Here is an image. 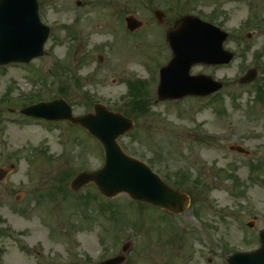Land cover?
<instances>
[{"label":"rangeland","instance_id":"obj_1","mask_svg":"<svg viewBox=\"0 0 264 264\" xmlns=\"http://www.w3.org/2000/svg\"><path fill=\"white\" fill-rule=\"evenodd\" d=\"M192 1L39 0L41 18L51 27L45 56L0 68V169L6 173L0 181V264H96L118 256L125 243L124 264H227L231 254L260 246L264 102L256 94L264 90V0ZM154 10L166 14L167 25L188 11L204 20L216 13L229 31L225 49L236 53L234 62L191 70L223 82L222 96L212 104L210 97L157 99L155 81L172 54L164 36L168 26L159 28ZM129 16L145 23L136 34L127 31ZM252 68L259 70L257 81L239 86ZM136 80L148 81L149 92ZM37 94L48 102L65 99L76 116L93 112L99 100L132 119L134 128L119 139L123 149L152 159L175 188L192 193L194 206L168 215L123 194L104 198L113 206L111 220L103 200L87 197H97L95 185L61 194L77 174L100 170L104 153L80 127L23 120L18 110ZM201 129L219 140L202 141ZM235 145L250 155L231 151ZM182 171L190 178L183 187ZM68 172L75 176L64 177Z\"/></svg>","mask_w":264,"mask_h":264},{"label":"water","instance_id":"obj_2","mask_svg":"<svg viewBox=\"0 0 264 264\" xmlns=\"http://www.w3.org/2000/svg\"><path fill=\"white\" fill-rule=\"evenodd\" d=\"M135 23L129 20L131 29ZM50 29L41 23L37 0H0V66L10 63H29L34 58L43 56L44 44ZM227 35L198 20L185 18L174 32L168 34V41L173 51V60L161 72V84L158 89L160 99L177 98L185 95H209L221 88L213 85L208 92L201 94L195 89L203 80L191 78L189 72L196 63H212L206 60L218 54L223 55V63L231 59L223 53L222 44ZM255 76L249 73L243 83L252 82ZM210 85V86H211ZM183 91V92H182ZM36 117L69 120L87 128L104 145L106 150L105 166L99 172L79 175L72 184L77 191L93 182L106 197L112 198L123 192L141 201L159 202L154 196H176L163 186V183L139 162L128 158L116 144V139L132 127L130 120L120 115L109 114L102 108H96V116L74 118L71 108L63 100L23 111ZM2 179V175L0 176ZM148 199V200H147ZM262 248L254 254H242L229 260L230 264H264V233L261 235ZM119 257L105 264H120Z\"/></svg>","mask_w":264,"mask_h":264}]
</instances>
